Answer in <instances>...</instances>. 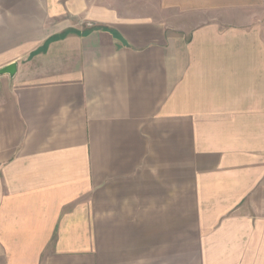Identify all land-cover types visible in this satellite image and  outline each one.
<instances>
[{
    "label": "crops",
    "instance_id": "1",
    "mask_svg": "<svg viewBox=\"0 0 264 264\" xmlns=\"http://www.w3.org/2000/svg\"><path fill=\"white\" fill-rule=\"evenodd\" d=\"M133 2L0 0V264H264V0Z\"/></svg>",
    "mask_w": 264,
    "mask_h": 264
},
{
    "label": "rangeland",
    "instance_id": "2",
    "mask_svg": "<svg viewBox=\"0 0 264 264\" xmlns=\"http://www.w3.org/2000/svg\"><path fill=\"white\" fill-rule=\"evenodd\" d=\"M158 5H159V0H134L132 8L136 11V13H143V9L147 6H150L152 8V17L159 19L160 17L164 20L165 18H168L169 20L172 18L168 17L167 15H162L158 10ZM169 15L172 14V12H168ZM188 15L184 16L183 20H179L178 23L183 22L184 24H190L193 25L197 22V18L199 16L196 15V13H188ZM182 17V16H181ZM207 15L204 17L200 16L199 19L203 20L204 18L206 19ZM207 180L206 178H201L199 179V188L194 189V191L191 188H186L183 191V202L180 204L178 202V209L182 205L183 212H184V222H185V227L186 226H191V223H195L200 230L199 238H205L204 242L205 244L208 242L207 240V233L209 230V227L213 226L216 224L218 221L215 218H211L208 207H209V202H208V188L206 186ZM194 217V218H193ZM185 233L183 235V243H184V260H190L191 258H200V251L198 249V245L193 244L192 241V234H188L191 232L190 229L185 228ZM197 242V241H196ZM192 248L195 249L192 251ZM207 249V244L204 247ZM205 257V255H204Z\"/></svg>",
    "mask_w": 264,
    "mask_h": 264
},
{
    "label": "water",
    "instance_id": "3",
    "mask_svg": "<svg viewBox=\"0 0 264 264\" xmlns=\"http://www.w3.org/2000/svg\"><path fill=\"white\" fill-rule=\"evenodd\" d=\"M15 72H16V65L10 64V65L0 69V76L1 75H9L10 77H13Z\"/></svg>",
    "mask_w": 264,
    "mask_h": 264
}]
</instances>
